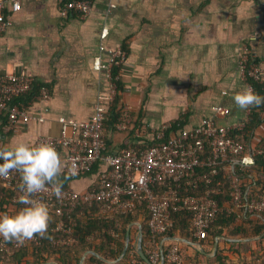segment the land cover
Here are the masks:
<instances>
[{
  "label": "crops",
  "instance_id": "crops-1",
  "mask_svg": "<svg viewBox=\"0 0 264 264\" xmlns=\"http://www.w3.org/2000/svg\"><path fill=\"white\" fill-rule=\"evenodd\" d=\"M4 16L0 74L24 72L33 77L34 91L24 95L23 103L30 115L44 121L18 123L4 132L6 117L0 115V148L13 138L34 144L38 136H59V119L88 121L97 105L108 110V82L93 70L97 57L107 58L101 46L126 53L125 63L117 69V107L129 106L132 124L141 129L135 137L131 130L105 128L111 153L134 142L151 145L164 125L191 128L211 118L219 126L244 127L249 111L238 109L232 99L245 86L239 71L243 47L264 69V0H93L85 18L75 14L62 18L59 0H21L19 11L5 10ZM39 86L48 89L49 99L33 97ZM216 106L225 109L224 116L215 115ZM249 144L253 150L264 145V120ZM56 151L64 165L60 183L66 177V151ZM98 174L99 169L67 179L66 188L83 192ZM193 247L213 256L214 248L207 254L205 245ZM87 254L99 256L88 251L80 264ZM186 254L192 256L191 251Z\"/></svg>",
  "mask_w": 264,
  "mask_h": 264
},
{
  "label": "built area",
  "instance_id": "built-area-1",
  "mask_svg": "<svg viewBox=\"0 0 264 264\" xmlns=\"http://www.w3.org/2000/svg\"><path fill=\"white\" fill-rule=\"evenodd\" d=\"M20 1L0 0V30L7 24L5 10L19 11ZM92 5L93 0H59V11L62 18L73 14L85 18L91 12ZM105 36L106 31H102L101 38ZM100 50L106 52L107 58L103 60L97 57L93 61V70L102 73L108 82L105 99L110 106L118 92L119 77L114 74V69L125 63L126 53L120 48L108 49L103 46ZM239 71L245 86L254 90L252 83H258L264 96V69L253 61L246 47H243L239 60ZM33 87V77L24 72L0 74V115L6 117L4 132L13 130L18 123L44 121L41 116L30 115L26 105L18 100L24 95L32 94ZM34 96L39 100H47L50 94L45 86H39ZM248 111L250 113V107ZM213 112L218 117L225 115V109L220 106L213 107ZM105 113L106 108L97 105L88 121L61 118L59 136H38L34 142L48 143L56 150L62 148L66 151L64 174L68 179L89 175L95 166L99 168L96 185L83 192L67 187L61 188L59 195H56L52 186L48 185L42 191L32 194V199L45 202L49 214L57 218L51 231L60 236L53 241L54 245H75L76 240L72 234L76 221L71 212L77 208L98 204V216L108 220L131 212L136 205L144 204L149 212V234L141 239L145 256L152 264H156L161 253L164 254V244L170 243L164 257L170 263L183 264L180 247L175 243L178 241L164 238L157 244V238L172 228V212L183 211L190 213L188 231L192 237L198 241L207 238V231L220 211L216 196L220 193L223 182L216 175L222 162L230 164L229 168L223 170L229 181L234 208H242L250 216L264 214V192L247 200L240 177L232 171L233 165L247 167L253 164L254 156L264 157V148L246 150L243 143L231 136L232 132L243 128L241 125L223 127L211 118H204L199 125L191 128L164 125L155 133L151 145L141 150L127 146L111 153L107 150L103 126ZM260 116L264 119V104ZM116 130H131L135 137L141 135V129L132 124L131 110L127 105L122 108L117 119ZM206 147L209 154L202 161L201 156ZM202 166L210 169V173L198 171ZM0 184L6 190L15 192L12 201L19 203L18 197L22 194L19 189V173L10 170L7 177H0ZM165 184H172L174 187L155 189L156 186ZM116 226L120 227V223L117 222ZM90 238L91 236L88 237ZM39 241L40 235L22 242H5L0 237V264L7 262L15 249L32 243L38 244ZM186 243L201 247L200 244ZM133 264L141 263L134 261Z\"/></svg>",
  "mask_w": 264,
  "mask_h": 264
},
{
  "label": "trees",
  "instance_id": "trees-1",
  "mask_svg": "<svg viewBox=\"0 0 264 264\" xmlns=\"http://www.w3.org/2000/svg\"><path fill=\"white\" fill-rule=\"evenodd\" d=\"M118 69V68H117ZM117 69H114V74L117 75ZM254 91L262 95L261 86L258 83H252ZM119 92V80H118ZM118 92L115 100L110 105L105 113L103 126L107 129L116 128L117 119L121 115L122 109H118ZM24 96L18 100L24 102ZM263 110V104L259 106H250V113L244 127L231 133V136L239 140L245 146V149H252L249 140L253 135L255 129L263 122L260 113ZM149 146V144H148ZM264 148L263 144L259 145ZM135 149L141 150L145 148L139 142H134L130 145ZM253 150V149H252ZM209 149L206 147L201 160L204 161L208 156ZM252 165L247 167H240V165H233L232 171L241 179L243 189L246 191V199H250L264 192V157L261 155L254 156ZM228 162H222L218 166V173L216 178L222 180L223 186L220 193L216 196L218 207L220 209L215 221L210 225L207 231V238L198 241L192 237L188 231L190 213L188 212H172L171 221L172 228L157 238V244L164 238L175 237L180 238L186 242L200 244L206 246V253L211 254L214 248L216 237H221L217 241V249L213 256L207 257L201 254L192 245L184 241L175 242L181 251V255L185 257V264H245V258L248 257L253 264L257 260L264 264V236L258 238L264 233V214L250 216L244 213V210L236 209L233 206L230 190L228 186V179L224 175L223 168H229ZM99 168L95 166L93 171ZM229 170V169H228ZM198 171L206 174L210 173V169L206 167L198 168ZM91 174V173H90ZM67 177H63L60 184L62 189L66 188ZM96 185V182L93 184ZM172 184H165L156 186L155 189L173 188ZM16 195L15 192L6 190L0 184V212L8 214H15L24 205L14 203L12 197ZM98 204L92 207L77 208L71 212L75 218L76 226L73 231V237L76 240L74 246L54 245L53 241L57 239L60 234L51 231V228L56 223L57 218L52 214L45 235L40 236L38 244H30L26 247L18 248L13 251L10 259L2 264H80L82 256L88 252L93 251L97 255L103 257L108 261H116L125 245V236L129 228V242L124 256L112 264H133L138 261L141 264L145 262L140 258L136 252L135 234L138 231L137 223L140 224V232L142 239H145L149 232L147 227V220L149 212L144 204L136 205V207L125 215H118L112 219L104 220L99 217ZM120 223V227L116 223ZM91 236L90 239L88 237ZM251 241H242L245 239H252ZM235 240V241H234ZM10 242V241H8ZM170 244V243H168ZM168 244H164V254L166 255ZM191 251V255H186L182 252ZM183 257V258H184ZM84 264H108L100 260L93 254H87L84 259ZM156 264H160V259ZM162 264L170 263L166 258Z\"/></svg>",
  "mask_w": 264,
  "mask_h": 264
},
{
  "label": "clouds",
  "instance_id": "clouds-1",
  "mask_svg": "<svg viewBox=\"0 0 264 264\" xmlns=\"http://www.w3.org/2000/svg\"><path fill=\"white\" fill-rule=\"evenodd\" d=\"M234 105L240 110L264 104V96L256 93L250 86H244L232 96ZM64 165L55 147L48 143L29 144L16 142L0 148V177H7L10 170L19 173V203L24 205L15 214L0 212V237L5 242H22L34 235L43 236L50 221L48 205L32 199V194L51 185L59 195V183Z\"/></svg>",
  "mask_w": 264,
  "mask_h": 264
},
{
  "label": "water",
  "instance_id": "water-1",
  "mask_svg": "<svg viewBox=\"0 0 264 264\" xmlns=\"http://www.w3.org/2000/svg\"><path fill=\"white\" fill-rule=\"evenodd\" d=\"M262 236H264V233H262L259 237H257V238H261ZM129 237H130V234H129V228L127 229V232H126V236H125V245H124V249H123V251H122V253H121V255H120V257L117 259V260H119V259H121L123 256H124V254H125V252H126V250H127V247H128V242H129ZM141 239H142V234H141V232H140V225H139V237H138V241H137V246H136V252H137V254L140 256V258L145 262V264H152L149 260H148V258L145 256V254H144V252H143V249H142V246H141ZM167 240H173V241H181L182 239H180V238H175V237H169V238H166ZM253 239H256V238H252V239H246V240H253ZM235 241V240H234ZM243 241H245V240H243ZM216 249H217V240L215 241V246H214V252L216 251ZM161 251H162V246H161ZM214 252H213V254H214ZM102 261H104V262H108V263H110V262H112V263H114V262H117V260L116 261H108V260H105L104 258H102V257H100V256H98ZM164 254L163 253H161V257H160V264H162L163 262H164Z\"/></svg>",
  "mask_w": 264,
  "mask_h": 264
},
{
  "label": "rangeland",
  "instance_id": "rangeland-1",
  "mask_svg": "<svg viewBox=\"0 0 264 264\" xmlns=\"http://www.w3.org/2000/svg\"><path fill=\"white\" fill-rule=\"evenodd\" d=\"M257 239H258V238H257ZM253 240H254V239H253ZM242 241H243V240H242ZM245 241H251V240H246V239H245ZM186 251H187V250H185V252H182L183 255H184V253L186 254ZM186 255H187V254H186ZM183 257H184V256H183ZM210 257H211V256H210ZM185 260H186V259H185V257H184V258H183V264L186 263ZM244 263H245V264H253L252 261H251L248 257L245 258ZM202 264H205V263L202 261ZM255 264H261V262H260L259 260H257Z\"/></svg>",
  "mask_w": 264,
  "mask_h": 264
}]
</instances>
